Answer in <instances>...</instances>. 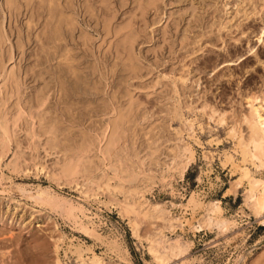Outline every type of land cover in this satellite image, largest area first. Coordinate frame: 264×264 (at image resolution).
<instances>
[{"label": "rangeland", "instance_id": "1", "mask_svg": "<svg viewBox=\"0 0 264 264\" xmlns=\"http://www.w3.org/2000/svg\"><path fill=\"white\" fill-rule=\"evenodd\" d=\"M0 38V264H264V224L245 204L249 180L234 166L248 132L243 96L264 97V0H0ZM115 126L112 158L104 150ZM174 145L195 152L183 177ZM67 160L77 177L63 178ZM245 165L264 178V169ZM99 180L146 188L155 215L186 214L195 225L210 213L191 198L220 200L232 225L184 222L182 230L181 221L174 228L141 215L136 237L110 201L143 191L103 193ZM155 233L166 246L179 239L186 253L169 251L170 262L159 263L146 239Z\"/></svg>", "mask_w": 264, "mask_h": 264}, {"label": "bare ground", "instance_id": "2", "mask_svg": "<svg viewBox=\"0 0 264 264\" xmlns=\"http://www.w3.org/2000/svg\"><path fill=\"white\" fill-rule=\"evenodd\" d=\"M45 0H41V2H44ZM61 1V0H60ZM125 1V0H124ZM49 3L51 6H53L55 4V0H49ZM139 3V2H138ZM9 4L13 5V0H9ZM142 5V4H141ZM226 5V4H225ZM138 6V5H137ZM146 6V5H145ZM13 7V6H12ZM15 7V6H14ZM136 7V6H135ZM138 8V7H137ZM142 8V7H141ZM46 10V9H45ZM144 10V9H143ZM148 10V9H147ZM225 10V9H224ZM227 10V9H226ZM141 11V10H140ZM244 11V10H243ZM138 12V11H137ZM144 12V11H143ZM142 12V13H143ZM141 13V12H140ZM145 13V12H144ZM52 15V14H51ZM143 15V14H141ZM73 16V15H72ZM145 16V15H144ZM142 17V16H141ZM74 18V17H73ZM72 18V20H74ZM143 18V17H142ZM229 18V17H228ZM62 20V19H61ZM64 21V20H63ZM62 21V22H63ZM222 21V20H221ZM72 22V21H71ZM66 23V22H65ZM64 24V23H63ZM67 24V23H66ZM128 24V23H127ZM126 24V25H127ZM60 25V24H59ZM58 25V26H59ZM65 25V24H64ZM68 25V24H67ZM66 25V26H67ZM125 25V26H126ZM131 25V24H129ZM127 25L125 27V29L127 30L125 33L124 40V47H128V46H132V44H130L133 40L131 37V27ZM73 26V25H72ZM69 26V27H72ZM107 26V25H106ZM110 25H108L109 27ZM123 27V28H124ZM133 27V26H132ZM111 29V28H110ZM124 29V30H125ZM59 31V29H57ZM123 31V29H122ZM125 32V31H123ZM139 32V31H138ZM57 33V31H56ZM55 33V34H56ZM59 33V32H58ZM122 34V32H121ZM57 35V34H56ZM3 36V35H2ZM1 36V37H2ZM1 39V38H0ZM114 39V38H113ZM135 40V39H134ZM129 48V47H128ZM126 49V48H125ZM128 51V49H127ZM130 48H129V53H130ZM127 52V54H128ZM128 56V55H127ZM128 59L131 60V56L129 54V56L127 57ZM67 61V60H66ZM131 65V64H130ZM132 67V66H131ZM137 68V67H136ZM136 70V69H134ZM12 77V76H11ZM182 77V76H181ZM10 78V77H9ZM15 79V78H14ZM167 79V78H166ZM18 83V82H17ZM175 84V83H174ZM12 85V84H11ZM176 85V84H175ZM18 86V85H17ZM174 87V86H173ZM177 88V87H176ZM19 90V89H18ZM13 91V90H12ZM16 91V90H15ZM17 94V92H16ZM259 94V93H258ZM246 96L244 97L245 100V104H247V111L243 114V123L246 124L248 132L246 133L247 136L245 137H241V139L239 140V147L241 148L242 151V160L241 162H234V166L238 167L239 169H241L242 171V176L243 177H247L249 180V185L250 187L248 189H246V203L250 206V208L252 209V211L257 215L256 217L259 218V220L264 224V178H259L256 177L254 175H252L251 170L249 167H247L245 165V163L247 161H252L254 163V165L257 167V169L262 170L264 169V97H261L260 95H257L255 93H249V94H245ZM11 96V95H10ZM2 98V97H1ZM112 100V99H111ZM243 101V100H241ZM112 102V101H111ZM45 102H42V105ZM133 104V103H132ZM2 105V104H1ZM18 105V104H17ZM41 105V106H42ZM114 105V104H113ZM203 106V105H202ZM208 104H205L204 107H207ZM132 107V106H131ZM18 108V107H17ZM114 108V106H113ZM112 108V110H113ZM207 109H209L207 107ZM111 110V111H112ZM133 110V107H132ZM158 110V109H157ZM206 110V109H205ZM6 111V110H5ZM19 112V111H18ZM116 112V111H115ZM124 112V111H123ZM132 112V111H131ZM218 112V110L216 109V107H211V113H210V117L211 119L214 118V115ZM126 113V112H125ZM150 113V112H149ZM6 114V113H5ZM209 114V113H208ZM18 115V114H17ZM128 115V114H127ZM131 115V114H130ZM171 115V114H170ZM5 116V115H4ZM125 116V115H124ZM146 116V115H145ZM217 116V115H216ZM225 115H223L224 117ZM126 117V116H125ZM36 118V117H35ZM118 118V117H117ZM124 118V117H123ZM129 118V117H128ZM164 119V118H163ZM125 120V119H123ZM184 120V119H183ZM216 120V119H215ZM240 120V119H239ZM117 121V120H116ZM222 121V120H221ZM224 121V119H223ZM131 122V121H130ZM108 123V122H107ZM106 124V123H105ZM118 124V123H117ZM187 126H189V129L192 130V132H194V122L193 120H188L187 121ZM118 126H120L118 124ZM115 126L112 130L111 133L109 135V140L108 143L106 145V149L104 150V152L106 153L105 155L112 157V155L117 151L115 150L114 152V147L115 145H117V139L115 137L116 134V127ZM234 126V125H233ZM2 127V126H1ZM107 127V126H106ZM110 127V126H109ZM109 127L107 128V130L109 129ZM183 127V126H182ZM51 128V127H50ZM112 128V127H111ZM120 128V127H119ZM237 127H233L230 131L231 135L233 137H235L237 135ZM4 130V129H3ZM52 130V129H51ZM106 130V131H107ZM96 132V131H95ZM102 132V131H101ZM118 132V131H117ZM244 132V131H243ZM99 133V132H98ZM96 134V133H95ZM98 135V134H97ZM102 135V134H101ZM127 135V134H126ZM7 136V135H6ZM99 137V136H98ZM121 137V136H120ZM178 137V136H177ZM99 139V138H98ZM105 139V138H104ZM139 139V138H138ZM166 139V138H165ZM119 141V140H118ZM197 141V140H196ZM93 142V141H92ZM174 142V141H173ZM178 142V141H177ZM199 142V141H197ZM94 143V142H93ZM102 143V142H100ZM126 143V142H125ZM85 146V145H84ZM100 147V146H99ZM85 148V147H84ZM117 148V147H116ZM115 148V149H116ZM72 149V148H71ZM127 149V148H126ZM98 150V149H97ZM125 150V149H124ZM81 151V150H80ZM92 151V149H91ZM99 151V150H98ZM102 151V150H101ZM171 151L174 154V159H175V164H176V168L179 172V176L183 177L186 173V171L188 170L191 162L194 160L195 158V152L194 150L190 147V146H180V145H174L171 148ZM75 152V151H74ZM84 152V151H83ZM96 152V151H95ZM103 152V153H104ZM128 152V151H127ZM208 152V151H207ZM90 154V152H88ZM102 153V152H101ZM119 153V152H118ZM125 153V152H124ZM206 153V152H205ZM72 154V152H71ZM75 154V153H74ZM209 155V152L207 153ZM73 155V154H72ZM79 155V154H78ZM103 155V154H102ZM123 155V154H122ZM121 155V156H122ZM130 155V153H129ZM206 155V154H205ZM104 156V155H103ZM105 156V157H107ZM140 156V155H138ZM155 156V155H154ZM88 157V156H87ZM131 157V156H130ZM129 157V158H130ZM169 157V156H168ZM78 158V157H77ZM82 158V157H81ZM113 158V157H112ZM226 158L228 160H232L233 161V156L232 155H226ZM71 159V158H70ZM80 160V158H78ZM76 159V162H78ZM149 159V158H148ZM72 161H66L64 162V164L58 168H60V172L64 177H74L72 175H75L77 173L76 169H78L79 167ZM83 163V161H81ZM111 162V161H110ZM144 162V161H143ZM226 162V161H225ZM15 163V162H14ZM116 163V162H114ZM127 163V162H126ZM142 163V161H141ZM243 163V164H242ZM125 164V163H124ZM145 164V163H144ZM169 164V163H168ZM82 165V164H81ZM76 166L78 168H76ZM108 167H110L108 165ZM114 167V165H113ZM117 167V166H116ZM120 167V165H119ZM143 167V165H142ZM146 167V166H145ZM56 168V167H55ZM83 168V167H81ZM99 168V167H98ZM105 168V167H104ZM139 168V167H138ZM173 168V167H172ZM38 169V168H37ZM101 169V168H100ZM128 169V167H127ZM113 170V169H112ZM119 170V168H118ZM153 170V169H152ZM53 171V170H52ZM100 171V170H99ZM79 172V171H78ZM94 172V171H93ZM104 172V171H102ZM133 172V171H132ZM80 173V172H79ZM78 173V174H79ZM95 173V172H94ZM119 173V172H118ZM53 174V173H52ZM77 174V175H78ZM90 174V173H89ZM135 174V173H133ZM49 175V174H48ZM86 175V174H85ZM120 175V174H119ZM61 176V175H60ZM76 176V175H75ZM129 176V175H128ZM127 176V177H128ZM140 176V175H139ZM51 177V176H50ZM77 177V176H76ZM120 178V176H117V178ZM125 177V176H124ZM144 177V176H143ZM61 178V177H60ZM82 178V177H80ZM102 178V177H101ZM104 178V177H103ZM130 178V177H129ZM149 178V177H148ZM164 178V177H163ZM51 180L57 181L58 180L52 176L50 178ZM84 179V178H83ZM125 179V178H124ZM151 179V178H150ZM87 180H93V176H88ZM122 180V179H121ZM138 180V178H137ZM152 180V179H151ZM120 182V180H118ZM117 181V182H118ZM237 181V180H236ZM239 181V180H238ZM234 182L231 183L233 184V187H229L226 190V194L227 195H234L236 193V189L238 187H240L241 185V181L239 182ZM64 182V179H63ZM79 182V181H78ZM93 182V181H92ZM92 182L91 185H92ZM100 182V180L98 181ZM55 183V182H54ZM123 183V182H122ZM64 184V183H63ZM84 184V183H82ZM89 184V183H88ZM94 184V183H93ZM97 184V183H95ZM99 184V183H98ZM153 184V183H152ZM90 185V184H89ZM133 185V184H132ZM145 185V184H144ZM97 186V185H96ZM128 186V185H127ZM138 186V185H137ZM89 186H87L88 189ZM131 187V186H130ZM40 188V187H39ZM91 188V187H89ZM99 190L102 191L103 193L105 192H121V193H140L143 190L136 188H126L123 184H118L114 187L111 186L109 180L106 182H100L99 186H98ZM236 188V189H235ZM82 189V188H81ZM92 190V188H91ZM91 190H87L86 192H91ZM144 191H148V189L144 188ZM144 191H143V195L139 198V199H126V200H119L118 198H111V203H116L118 204L119 208H120V213L123 217H128L129 219V224L131 226V229L133 231L134 236L142 238L141 237V233H140V218L139 216L142 215L143 218L147 219V218H160L162 220H164L165 222H167V224L170 227H174L175 228V222L176 221H181L182 225L181 228L182 230H185V223H187V225L191 226V229H199V228H204L207 226H213V225H217L220 227H228L230 226L231 222L224 217L223 215V207L220 205V200L217 202H202V201H196L195 197L193 196L190 200V203L194 206V208H204L208 211V215H203L201 218L198 219V221L195 220L197 222H199L198 225H195L191 219H188L185 215H183L182 217H178L175 218L174 216L170 215V211L167 210H163L160 211L158 214H154V212L159 208V205H150L148 202V199L146 197H144ZM46 194L47 197H51L48 196L47 190L44 188H40L39 190V195L42 196ZM91 194H100L99 192H92ZM245 194V193H244ZM105 195V194H104ZM113 195V194H112ZM57 197V196H56ZM59 197V196H58ZM57 197V198H58ZM134 197V196H133ZM132 197V198H133ZM55 198V197H53ZM135 198V197H134ZM197 198V197H196ZM59 199V198H58ZM65 199V198H64ZM49 200V199H47ZM53 200V199H51ZM55 200V199H54ZM103 200V199H102ZM105 200V199H104ZM45 201V200H44ZM67 201V200H66ZM48 202V201H45ZM68 202V201H67ZM106 202V201H105ZM50 204V202H48ZM56 203V201H55ZM63 203V202H62ZM65 203V202H64ZM70 203V202H69ZM54 204V203H53ZM55 205V204H54ZM51 206V205H50ZM59 206V205H58ZM63 207V205H61ZM54 208V206H53ZM61 208V207H60ZM65 210V209H64ZM161 210V209H160ZM169 210V209H168ZM197 210V209H196ZM69 211V210H67ZM65 212V211H64ZM158 212V211H157ZM194 213V211H193ZM192 213V215H193ZM213 214V215H212ZM195 216V215H194ZM72 217V216H71ZM144 221V220H143ZM147 222V221H146ZM197 224V223H196ZM165 225V224H164ZM232 225V224H231ZM180 227V226H179ZM224 229V228H223ZM152 233V232H151ZM164 235V234H163ZM143 236V235H142ZM146 239H150L151 243L149 246L150 252L152 253L153 257L155 258V260H157L159 263H168L170 262L171 258L168 255V252L170 251L173 255L179 256L180 254L183 255L184 253H186L187 251V247L185 246V244H183L179 239H177L174 242H170L169 246L164 245V243H162V241L159 239L158 237V233L155 234H151L149 236L146 237ZM149 241V242H150ZM263 241V240H262ZM166 242V240H165ZM168 242V240H167ZM191 243V242H190ZM263 247H264V241H263ZM83 254V253H82ZM94 257H97V254L94 252ZM14 257V256H13ZM18 258V256H17ZM180 258V257H179ZM94 259V258H93ZM22 261V260H20ZM19 262V259H18ZM57 264H63L60 259L56 260ZM5 263V262H4ZM17 263V261H16ZM177 263V262H176ZM3 264V263H2ZM9 264V263H8ZM95 264H115L112 262H106L105 260H100L99 262L95 263ZM168 264H171L168 263Z\"/></svg>", "mask_w": 264, "mask_h": 264}]
</instances>
